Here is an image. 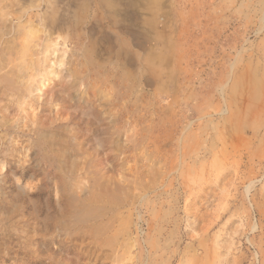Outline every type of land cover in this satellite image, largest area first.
I'll list each match as a JSON object with an SVG mask.
<instances>
[{
    "label": "rangeland",
    "instance_id": "obj_1",
    "mask_svg": "<svg viewBox=\"0 0 264 264\" xmlns=\"http://www.w3.org/2000/svg\"><path fill=\"white\" fill-rule=\"evenodd\" d=\"M0 264H264V0H0Z\"/></svg>",
    "mask_w": 264,
    "mask_h": 264
},
{
    "label": "bare ground",
    "instance_id": "obj_2",
    "mask_svg": "<svg viewBox=\"0 0 264 264\" xmlns=\"http://www.w3.org/2000/svg\"><path fill=\"white\" fill-rule=\"evenodd\" d=\"M135 5V4H134ZM45 57H47V55H45Z\"/></svg>",
    "mask_w": 264,
    "mask_h": 264
}]
</instances>
